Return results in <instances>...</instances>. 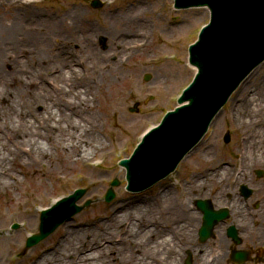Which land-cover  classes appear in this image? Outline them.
Listing matches in <instances>:
<instances>
[{"label": "rangeland", "instance_id": "obj_1", "mask_svg": "<svg viewBox=\"0 0 264 264\" xmlns=\"http://www.w3.org/2000/svg\"><path fill=\"white\" fill-rule=\"evenodd\" d=\"M91 0H0V28L6 27L0 33V45L7 49L14 60L11 68L16 67V73L20 75L23 83L12 84L10 82V92L1 99V104H33L30 88H26L24 82L29 81L32 68L40 69L49 75V68L52 63L57 67L66 70L60 63V59L56 58V52L49 50L50 44L56 47L60 43H64V48H68L70 58L68 62L72 63L73 72L81 74L86 70V60L89 62V67L95 69L98 62L102 64L103 60H107V65L104 68V75L97 80L95 89V113L92 118L98 120V127L95 131L108 142V156L102 159H94L92 163L103 161L104 165H113L116 168V173L113 175L110 172H102L101 181L94 188L87 187V182L82 180L83 168L74 165L69 174L58 173L56 175L46 176L44 182L46 189L44 191L43 200L34 203V185L31 179L24 178L18 183L19 187L11 191L12 204L5 203L6 196L0 194V237L12 236L13 246L8 250L0 249V264H30L31 261L46 247L53 242L64 229L67 223L80 220L86 213L94 211H103L107 206L119 198L149 197L153 192L163 191V188L169 187L173 193L172 197H178L179 201L185 204H191L193 195H189L186 188L189 186L195 194L196 190L193 185L194 180L200 179L199 173L207 171L203 169L205 164L212 166L225 165L228 168L238 165L261 164L262 157L258 156L259 147L254 143L260 139H264V112L259 114H247L243 112V104H238L239 87L231 94L228 101L224 104L219 112L216 121L212 122L204 135L201 143L188 154L177 166L175 171L168 177L160 180L156 184L140 192H130L125 189V169L118 164L119 158L129 157L137 142L140 141L141 135L153 125H156L164 115V113L177 105L176 99L182 89L191 81L196 69H192L188 63V46L196 39L197 33L201 26L209 20V11L205 7H191L185 9H175L173 0H101L103 5L100 8H93L90 5ZM137 2L143 8V18L151 17L154 22L158 19V25H166L167 29L161 33L155 30L149 37L152 46L158 43V40L164 42L168 47H163L161 50L151 51L149 62H142L143 58L133 56L130 60H125L119 63L116 68L120 72L128 68H132L139 76L140 85L144 89V98L136 101L129 98L128 95L122 101L121 113L130 120L132 128L130 131H120L119 138H116V130L114 125V117H112L105 109V98L112 93L113 75L110 73L113 66L111 63L115 61V57L108 55L110 50L116 49L118 54H124L118 46L111 45L110 36L121 30V26L114 27V22L118 15L122 14L126 8L133 7ZM142 12V13H143ZM23 24L24 28L19 24ZM183 23V25L181 24ZM100 31L94 34L93 44L97 51L102 52L99 61L89 59L85 54V48L81 46L83 41L84 31H87L89 26ZM10 26H12L10 28ZM9 27V28H8ZM32 27V28H29ZM18 28L20 30H18ZM11 37L8 38V36ZM116 35V34H115ZM104 38V42L102 39ZM125 34L121 37L122 41L126 40ZM12 42L8 44L7 42ZM7 46H6V45ZM20 46L24 48L26 55L22 56L19 50ZM153 50V49H152ZM64 53V52H63ZM73 56V58H71ZM35 57H38L35 58ZM127 56H124L126 58ZM60 58V57H59ZM66 58V57H62ZM78 58H80L78 62ZM170 59L169 65L163 70L160 69V64L164 59ZM77 59V60H76ZM84 61V64H83ZM1 63V62H0ZM9 65V66H10ZM109 67V68H108ZM7 70L8 65L5 66ZM111 68V69H110ZM185 68L186 73L180 71ZM5 69V70H6ZM110 70V71H109ZM157 74L167 76V80H162L155 83V87H151L152 78ZM45 75V74H44ZM70 75V73H69ZM95 74V78H96ZM145 76H148L145 79ZM98 77V76H97ZM83 78V77H82ZM82 78H73V75L66 80V84L75 85L76 89L83 86ZM30 82L35 85L36 89L41 90L46 87V80L35 78ZM245 81V80H244ZM264 86V62L261 63L249 77L245 84L248 85V90L245 92L249 98L253 93L254 87ZM58 83V81H57ZM64 85V82L62 83ZM157 85V86H156ZM242 96V95H241ZM237 100L234 101V99ZM234 101V102H233ZM147 103V104H146ZM36 104V103H34ZM231 104L237 105L233 111ZM264 108V97L262 99L252 101L254 106ZM37 112L42 111V105L33 106ZM133 108V111L131 109ZM90 115H85L79 120L87 121ZM75 118L74 114L72 115ZM76 119V118H75ZM245 122V124L243 123ZM247 126V128H245ZM245 128V129H244ZM115 130V131H114ZM228 132L230 134L229 142H224L223 136ZM1 137V136H0ZM255 139L253 142L252 139ZM250 140V141H248ZM246 145L244 146V144ZM33 167L28 169L29 176L33 175ZM42 166L37 168V171L42 170ZM123 169V172H121ZM24 171V170H23ZM22 171V172H23ZM21 178V175H18ZM233 176V173H232ZM117 179L119 184L114 186L115 196L110 201H105V193L110 182ZM211 180H207L205 186L210 187ZM216 184L211 186V192L216 191ZM84 189V195L76 202L78 206L89 202L87 206L73 215L70 219L60 224L51 234L39 241L37 244L26 247L25 242L28 236L38 233L39 216L42 209L53 205L56 199L67 196L75 189ZM41 195L43 190H40ZM39 193V194H40ZM8 197V196H7ZM201 197V196H199ZM202 198H210L204 196ZM31 210L32 225L28 226L26 213ZM13 224H17L16 228H12ZM217 224V223H216ZM215 224V225H216ZM150 225V224H147ZM4 254H8L6 259H1Z\"/></svg>", "mask_w": 264, "mask_h": 264}, {"label": "bare ground", "instance_id": "obj_2", "mask_svg": "<svg viewBox=\"0 0 264 264\" xmlns=\"http://www.w3.org/2000/svg\"><path fill=\"white\" fill-rule=\"evenodd\" d=\"M139 3L137 2L131 8L127 7L122 14L118 15L114 27L120 25L121 30H117L116 35L110 36L111 45L118 46L124 53L118 54L113 48L108 53L115 57V61L111 63L113 70L110 68V73L113 75V89L111 95L105 98L104 109L114 117V125L118 128L114 130L117 139L120 131L128 132L133 127L130 120L120 111L122 101L126 95L136 101L142 100L144 89L140 85L139 76L132 68H128L132 72L125 69L117 72L116 68L119 63L130 60L133 56L143 58L141 63L147 64L150 61L151 51L168 47L161 39L152 46L149 37L155 30L165 32L167 27L158 25V19L154 22L151 17L143 18V8L139 6ZM19 26L24 28L22 23ZM4 29L8 31L6 27H1L0 33ZM99 32L90 25L87 31H84L83 44H81L85 48L84 54L96 61L104 56L102 52L94 48L93 44V36ZM124 34L127 38L122 41L121 37ZM10 37L11 33L8 38ZM58 46L50 44L49 50L56 52V58L60 59L61 64H65L63 66L66 70L52 63L49 68V72H52L47 76L40 69L32 68L30 76L33 74V77L24 82V85L30 88L29 97L36 104L15 105L9 101L1 104V99L10 92L11 84L9 83L12 82L17 86L18 82H23L20 75L16 73V67L11 68L10 64H13L14 60L10 53L0 45V194L6 196L5 203L12 204L13 199L10 193L19 187L18 183L24 178L32 180L33 202L38 203L43 200L46 189L44 180L48 175L69 174L73 166L78 165L83 168L81 179L87 182V187L94 188L101 181L102 172L107 171L113 175L116 173L113 165H104L103 161L92 163L94 159H102L109 155L108 142L95 131L98 127L97 116L92 118L95 113L94 90L97 89L95 82L103 77L105 72L102 65L108 66V61L103 60L102 64L98 62L94 69L89 67V62L86 60L87 68L84 73H76L71 66L75 60L68 62L67 57L70 58L71 53L67 50L70 49L64 48V43ZM19 50L22 56L26 55L22 46ZM124 56L127 57L124 58ZM35 58L38 59V57ZM169 61L170 59H164L160 69L170 66ZM6 65L10 70L5 68ZM195 68V66L192 67L193 70ZM254 70L248 74L245 81L253 75ZM180 71L187 72L185 68H181ZM71 74L73 78L83 77L82 88L76 89L75 85L66 84ZM95 74L98 77L95 78ZM35 78L46 80V87L39 90L34 87L35 85H31L30 82L33 83L32 80ZM162 80H167V76L155 75L152 78L151 87H155L153 84H158ZM244 80L239 85L238 96L241 98L238 99L242 102L238 104L244 105L245 108L242 110L247 114L264 112V108L258 107L257 104L254 105L255 109L252 108V101L264 97V86L260 82L254 87L249 98L245 95L248 85ZM60 81L64 82V85ZM236 100L237 97L234 101ZM39 105H42V111L37 112L33 106ZM236 107L235 104L232 106L233 111ZM73 114L76 119L72 117ZM85 115H90L87 121L79 120ZM218 115L219 113L212 122L217 120ZM252 141L254 142L255 139L253 138ZM254 143L260 149L258 156L260 154L264 160V139L259 138ZM39 166L43 169L37 171ZM31 167H33V175L29 176L28 169ZM231 171V168L225 165H209L206 172L199 173L200 179L194 180L196 194L189 186L186 188L188 194L193 195L192 202L199 196H207L211 197L215 204L218 200L219 188L223 181L231 178ZM207 180H211L212 185H217L215 192L210 190L212 185L205 186ZM172 195L169 187L163 188L160 193L155 191L147 198L133 196L125 199L119 195V198L103 211L86 213L80 220L67 223L59 236L44 247L30 264H180L183 250L193 241V234L200 226V221L199 216L189 211L190 205H186ZM29 214H32L31 210L26 213L27 224L31 226ZM13 244L12 236L0 237V249L8 250ZM1 257L6 259L8 254Z\"/></svg>", "mask_w": 264, "mask_h": 264}, {"label": "water", "instance_id": "obj_3", "mask_svg": "<svg viewBox=\"0 0 264 264\" xmlns=\"http://www.w3.org/2000/svg\"><path fill=\"white\" fill-rule=\"evenodd\" d=\"M91 5L101 3L92 0ZM173 6H205L209 21L188 46L189 63L197 71L178 94L177 105L144 133L129 158H119V165L126 169V189L132 192L145 190L174 171L233 91L264 60V0H173ZM223 139L229 142V133ZM118 184L117 179L110 183L106 201L114 197L113 187ZM83 194L84 189H78L42 211L39 233L29 236L26 246L35 245L88 205L75 204ZM206 203L197 201L205 212V224L211 228L217 218L211 219L214 214L205 209Z\"/></svg>", "mask_w": 264, "mask_h": 264}, {"label": "flooded vegetation", "instance_id": "obj_4", "mask_svg": "<svg viewBox=\"0 0 264 264\" xmlns=\"http://www.w3.org/2000/svg\"><path fill=\"white\" fill-rule=\"evenodd\" d=\"M231 170L233 176L222 182L217 202L209 198L221 216L218 223L207 235L200 226L195 230L180 264H264V160ZM199 198L186 205L201 225L204 213L196 205Z\"/></svg>", "mask_w": 264, "mask_h": 264}]
</instances>
